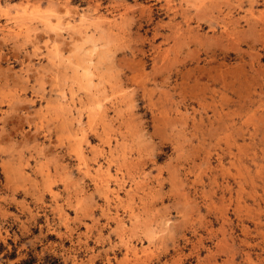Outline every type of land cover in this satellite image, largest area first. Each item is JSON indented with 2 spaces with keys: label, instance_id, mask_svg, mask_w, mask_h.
Segmentation results:
<instances>
[{
  "label": "clouds",
  "instance_id": "clouds-1",
  "mask_svg": "<svg viewBox=\"0 0 264 264\" xmlns=\"http://www.w3.org/2000/svg\"><path fill=\"white\" fill-rule=\"evenodd\" d=\"M0 264H264V0H0Z\"/></svg>",
  "mask_w": 264,
  "mask_h": 264
}]
</instances>
